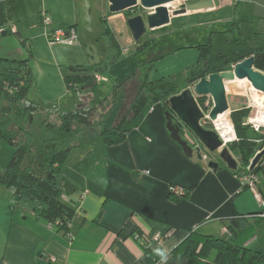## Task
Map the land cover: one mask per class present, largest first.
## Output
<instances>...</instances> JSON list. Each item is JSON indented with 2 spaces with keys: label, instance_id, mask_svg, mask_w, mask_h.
Wrapping results in <instances>:
<instances>
[{
  "label": "crops",
  "instance_id": "0c3cea01",
  "mask_svg": "<svg viewBox=\"0 0 264 264\" xmlns=\"http://www.w3.org/2000/svg\"><path fill=\"white\" fill-rule=\"evenodd\" d=\"M72 1L42 0L38 12L51 17L52 28L73 26L77 31L78 18L69 13ZM213 1L212 8L171 17L168 25L155 30L169 27L177 30L196 23L206 25V20L218 12L225 13L215 17L218 25H228L227 28L232 18L264 22V0ZM102 4L105 8L108 0H102ZM112 14L122 18L128 28L121 13ZM244 28L253 29L254 24L246 23ZM16 32L20 41H26L32 55L30 100L59 113L78 106L83 92L68 90L64 77L71 74L73 67L90 65L93 44L80 41L78 35L75 44L52 43L43 28L24 34ZM207 33L208 29L204 28L198 41H204ZM184 36L188 43L177 42L166 56L188 53L191 57L187 63H190L197 59V51L175 48L200 42H194L195 35ZM104 46L105 57V42ZM263 52L254 56V62ZM149 77H158L156 68ZM244 83L248 81L245 79ZM164 111L158 103L143 109L121 144L104 147L98 141L91 145L83 139L85 144L81 140L70 152L62 167L67 177L62 201L74 209L68 228L70 239L65 237L66 231L49 227L42 219L25 215L18 208L11 210L12 193L0 185V264H142L165 255L169 258L166 264H186L185 259H170L169 254L196 226L207 234L227 239L229 233L221 219L235 216L251 219L249 215L258 211L257 205L247 192H239L240 184L232 171L220 162L216 169L210 168V160L199 154L201 145L199 151L186 156L166 129ZM106 117L104 126L112 116ZM185 133L186 130L184 136ZM91 134L97 137V133ZM170 185L184 187L187 197L173 201L169 197ZM166 230L169 233L160 243L151 242L149 253L135 238L137 232ZM253 242L249 239L245 245L254 247Z\"/></svg>",
  "mask_w": 264,
  "mask_h": 264
},
{
  "label": "trees",
  "instance_id": "16d2710c",
  "mask_svg": "<svg viewBox=\"0 0 264 264\" xmlns=\"http://www.w3.org/2000/svg\"><path fill=\"white\" fill-rule=\"evenodd\" d=\"M20 1L8 0L0 3V36L7 32L8 22L12 17L21 12L23 5ZM39 23L43 26L40 15ZM246 23H253L254 28L245 29ZM103 40L107 47L105 59L96 65L71 68V74L64 77L68 90L77 88L78 91L94 93L98 82L96 76L104 77L102 73L107 72L109 66L121 56L123 50L113 32L106 29ZM154 41L155 38H142L137 42L134 53L142 51ZM20 44L26 50L25 58L0 57L1 98L6 100L8 92L12 95L11 99L6 100L5 105L0 102V141L6 142L14 149L8 164L0 170V185L5 186L12 193L11 210L18 208L25 215L52 223L56 229L65 232L74 216V209L62 201L63 183L67 178L62 172V167L70 152L78 146L77 138L82 131V126L88 124L92 107L79 105L70 111L58 113V124L49 122L46 115L42 116L41 111L48 116L54 111L42 110L39 105L30 100L33 79L29 61L32 55L25 40L22 39ZM181 49H194L198 53L196 61L183 69L186 80L189 82L206 77L210 73L228 70L233 63L264 51V22L259 19L232 18L227 29L208 31L204 42L196 45H180L175 48V50ZM166 55L167 53L159 54L140 63L131 73L134 80L138 81L139 93L123 111L118 123L110 127L102 126L98 137L103 145L121 144L131 123L143 109L153 107L157 103L162 105L170 95L175 93V84L169 76L148 80V73L154 68L155 62ZM123 80L117 82L110 96L105 98V100L110 98L111 107L123 94L122 91L116 92V88L123 85ZM238 88L240 87L233 86L234 90ZM105 100L97 102L104 103ZM163 108L166 109L165 106ZM247 115L248 111L244 108L230 112V121L237 140L232 141L229 146L231 151H238V159L244 166L243 169L246 168L249 157L258 147L255 142L246 138L250 129L244 123ZM184 130L181 126L182 137ZM40 151L48 152L49 157H40L38 154ZM27 161L29 162L25 163ZM35 169H38V173ZM262 170L263 168L256 166L249 171L256 172L260 176L263 174ZM231 171L235 174L238 169ZM242 190L245 188L242 187L240 191ZM187 194L186 191L183 196L177 197L169 192V197L173 201H179L186 198ZM262 194L264 198V192ZM263 213L264 207L251 213L249 215L251 219L245 216L221 219L229 233L227 239L207 234L196 226L171 251L170 259H185L186 264H264V250H256L245 245L250 239L247 235L252 231L256 221L264 219V216L260 215ZM169 230L161 232L162 235L166 236ZM137 233L140 234V232ZM144 247L149 253L150 246Z\"/></svg>",
  "mask_w": 264,
  "mask_h": 264
},
{
  "label": "rangeland",
  "instance_id": "374dc122",
  "mask_svg": "<svg viewBox=\"0 0 264 264\" xmlns=\"http://www.w3.org/2000/svg\"><path fill=\"white\" fill-rule=\"evenodd\" d=\"M20 2L23 5V7L21 8L22 9L21 12H18L19 14L17 16L12 17V19L8 22L7 32L4 35L0 36V57L23 59L27 56L26 50L20 44V39H19L18 34L11 32L10 30L11 27L14 29V31H19L22 34H24L25 31H28V30H36V29L43 28V26L39 24V14L41 13V11L38 12V9L42 8V5H43L42 0H21ZM188 2H194V0H185L184 2L183 1L178 2V0H176L170 3L168 7L171 10L178 9L184 6ZM102 6H103L102 0H74L72 1V6L69 7V13L70 14L73 13L75 15V18H78V20L76 21V24H77L76 34L78 35L80 41L81 39L82 40L84 39V40H87L88 42H91V44H93V49H92L93 56L91 55V57H89L90 65H96L105 59L104 57L105 46H104V40H103V33L105 32L106 29L113 32L118 37L121 43V46H122L121 49L123 50V48H125L121 56L118 57V60L116 62H113L109 66L108 71L102 73L104 75L103 78H106V80H98V82L96 83L95 90L93 93L94 99L92 98V93L82 91L83 96L81 98L79 105H86L92 108H91L90 115L87 121L88 124L82 126V131L80 132L77 138V144L81 143V140L83 141V139H87L88 141H90L91 145L92 144L94 145L95 143L97 144L99 142L103 146V144L99 140L98 133L102 129V126H104L103 120H105V117L112 116V117H109L110 121H108L105 124V126H112L115 123H118L123 111L127 109L128 104L133 100L135 95L139 93L138 92V86H139L138 81L134 80V77L133 75H131V73L137 68V66L140 63L153 58V56L167 53L168 51H170V49L172 50V48L175 47L177 42L180 44H183L182 42H184V44L188 43L187 41L188 38L186 39L184 35H188V34L195 35L196 41L194 42L202 43L204 42L203 40H201L202 42L198 40H199V35L204 28H207L208 31L209 30H224V29H227V26H228V25L222 26V24L220 23H219L220 25H218L215 17L224 16L225 14V13L218 12L216 16H210V19L206 20L207 21L206 25L201 26L196 23V25L191 26V27H188L187 25L184 27H178L177 30H170L171 29L170 27L164 28L163 30H146L145 35L142 38L143 39L144 38L154 39L155 36H157L155 41L147 45L146 47H144L142 51L138 53H134L137 43L134 44L132 35L130 34V31L128 30L129 28H127L126 25L123 23V19L117 15L113 16V14L108 9V5L105 8H103ZM229 8L233 9V7H229ZM148 11L149 10H146L140 6H137L132 9H128L126 11L121 12L122 14L121 16L124 19H126V21L128 18L134 15H141L144 18L145 14ZM176 17H179V16H176ZM180 35L182 36V38L180 37ZM178 38L181 40L177 41ZM189 39H191V36ZM188 57H191L188 53L179 54L177 56L169 55L155 62L154 68H156L158 71L157 78L169 76L172 82L175 84V93L173 94H178L184 88L189 87V84L192 82V81L189 82L186 80L183 69L193 64L196 60L190 63H187V60L189 59ZM255 58H256L254 62L255 68H257V70L258 68H260L261 72L264 71V52L263 54L261 55L259 54V56ZM25 69H26V66H25ZM150 72L148 73V80L151 81V80L157 79L154 77H149ZM127 76L129 77L126 78ZM121 80H123V85L121 87L119 86L118 88H116L117 89L116 92L118 93L122 91L123 94L117 100L116 104H114V106L111 107L112 103L110 101V98L107 100H105V98H108L110 96L113 90V86ZM244 80L245 79L235 78L227 82L226 84L227 101H228L230 112L234 109L244 108V109H247L248 115H250L254 112V110H252V107L250 106V104H252V100L254 99V97H251V94H249L248 90L249 89L254 90V89L248 83H244ZM230 85H231V88H230ZM233 86H237L240 88H238L237 90H234ZM4 89L5 88H3V90ZM254 91L260 96L259 91L258 92L256 90ZM76 93L77 92L74 91V94ZM1 97H2V94H0V102L1 104L5 105L7 103L6 100L11 99L12 95L11 93L8 92V97L6 100H2ZM95 100L96 101L105 100V101L104 103L103 102L98 103ZM210 100L211 99H209V101ZM206 101L207 99L206 97H204L202 98V100H198V104L201 110L203 111V114L207 116L212 106L211 105L212 100L210 101V103L209 102L207 103L206 107H202L203 103ZM162 105L163 107L165 106V104H162ZM41 108L42 110L46 109L43 107ZM230 112L228 113V117H230ZM58 113L59 112L54 111L50 116H48V114H44V112L41 111V115L42 116L46 115L48 121L49 122L51 121V123H54V124L59 123L57 119ZM173 122L176 123L175 120ZM201 123L203 124L205 128L216 131V128L212 123H209L207 121H203ZM249 128L250 129L246 134V138L248 140H252L253 142H255L256 145H258L255 152L252 153L248 159L250 163L251 158L254 156L255 153H257V151L261 147L260 142H258V139L260 138L261 133L259 131L253 130L250 126ZM93 132L97 133V137L96 135H94L93 137V135L91 134ZM185 135H186V139H188L187 142H189L193 151L194 152L195 150L197 151L199 148L195 147L196 146L195 144L196 143L198 144L196 139L192 136V134L188 130H186ZM230 143L228 145L226 144L225 145L228 147L231 154L235 156V159L238 162L237 168L241 169L244 166H242V164L239 162L238 151L237 150L231 151V148L229 146ZM83 144H85L84 141H83ZM199 150H200L199 154L201 155L203 159L208 158V160L217 161L216 160L217 157H215L212 153L207 151L202 145ZM13 151L14 149L10 145H8L4 141H0V170L6 167V165L8 164L13 154ZM38 154L42 158L49 157V153L46 151H40ZM28 162L29 161L25 163H28ZM249 163L247 167L249 166ZM35 170H36L35 172L38 173V169H35ZM259 177L260 179H259L258 186L261 192L263 193L264 192V174L262 175L260 174ZM244 192H247L252 202L253 201L255 202V204L257 205V210L261 209V207H259L255 199L254 194L250 191V189L246 188ZM247 236H249L250 239H253L254 242L252 243V246H254L253 247L254 249L260 250V251L264 250V219L260 221H256V223L253 226L252 231Z\"/></svg>",
  "mask_w": 264,
  "mask_h": 264
},
{
  "label": "water",
  "instance_id": "95a60500",
  "mask_svg": "<svg viewBox=\"0 0 264 264\" xmlns=\"http://www.w3.org/2000/svg\"><path fill=\"white\" fill-rule=\"evenodd\" d=\"M174 1L176 0H108V9L111 13H121L137 6L152 10L147 12L144 18L141 15H134L126 21L132 39L137 43L145 35L146 30L163 28L170 23L171 17L214 6L213 0H196L171 10L168 5ZM230 68L218 73H210L206 77L192 81L189 87L184 88L178 94L170 95L164 102L167 107L164 112L165 126L171 139L181 147L186 156H192L191 146L180 135L181 126L188 130L200 145L217 157L218 161L210 160L208 163L212 169H216L219 162L229 170L237 169V160L228 147L223 145L218 133L205 128L201 123L204 120L214 123L228 118L230 111L227 101V82L235 78L246 79L254 89L264 92V73L254 68L253 55L233 63ZM206 96L212 100V106L207 116L203 114L198 104V100ZM174 118L177 119L176 123L173 122ZM263 154L264 147L251 158L250 170L254 168ZM262 172L264 174V168Z\"/></svg>",
  "mask_w": 264,
  "mask_h": 264
},
{
  "label": "built area",
  "instance_id": "2783aa9c",
  "mask_svg": "<svg viewBox=\"0 0 264 264\" xmlns=\"http://www.w3.org/2000/svg\"><path fill=\"white\" fill-rule=\"evenodd\" d=\"M6 1L8 0H0V3L6 2ZM39 15L41 18V23L43 25V28L45 29L47 40L49 42L66 43V44L77 43L78 37L75 31V28L73 26L52 28L51 27V24H52L51 17L46 12H43V11ZM10 30L12 32H16L14 31L12 27ZM0 33H1V30H0ZM96 79L106 80V78H103L101 76H96ZM248 92L249 94H251V97H254V98L257 97V101L254 102V99L252 100V104H250V106L252 107V110H254V112L245 118L244 123L250 126L253 130L259 131L261 133L260 138L258 139V142L262 143L260 149L258 150L260 151L264 147V120L262 119L264 118V99L260 98V96L257 93H255V91L252 89H249ZM206 99L207 101L203 103L202 107H206L207 103L208 102L210 103L211 101V100L209 101V99H211L209 96H206ZM211 105H212V102H211ZM228 122L231 127V135L228 139H224L219 134L217 130L216 122L212 123L215 126L216 131L219 135V138L222 140L223 145L225 144L228 145L230 142L237 140L233 125L230 121V117H228ZM195 145H196L195 146L196 148L199 147V144L196 143ZM256 166L258 168H264V154L260 157V159L258 160L257 164L254 167ZM237 169L238 171L234 174V176L239 181V184H240L239 191L241 190L242 187H244L245 189L246 188L250 189V191L254 194L259 207L263 208L264 198L258 186L259 179H260L259 175L256 172L249 171L250 170L249 166L248 167L246 166L245 169H243V167L241 169L240 168H237ZM168 191L171 193V195H174L177 197H181L186 193L185 188L182 186H178V185H170L168 187ZM260 215L264 216V213ZM47 225L49 227H54V224L52 223H47ZM140 234L136 233L135 238L138 239L142 243L143 246H150L151 242L160 243L161 239L163 238L162 233L159 231H154V232L146 233V234L140 233ZM64 235L66 238L70 239V233L68 232V230L64 233ZM167 258H168L167 255H165V256L157 258L156 260H153L150 263H142V264H166ZM51 260H54V259L52 258Z\"/></svg>",
  "mask_w": 264,
  "mask_h": 264
},
{
  "label": "bare ground",
  "instance_id": "6f19581e",
  "mask_svg": "<svg viewBox=\"0 0 264 264\" xmlns=\"http://www.w3.org/2000/svg\"><path fill=\"white\" fill-rule=\"evenodd\" d=\"M180 1H185V0H178V2H180ZM170 5V4H169ZM168 5V6H169ZM172 5V4H171ZM249 83V82H248ZM249 85H250V83H249ZM251 86V85H250ZM252 87V86H251ZM253 88V87H252ZM254 89V88H253ZM254 90H256V89H254ZM256 91H258V90H256ZM260 92V98H263L264 99V92H261V91H259ZM255 101H257V99L256 98H254V102ZM259 103H261V102H259ZM263 120H264V118H262ZM216 126H217V130H218V132H219V134L224 138V139H228L229 137H230V135H231V127H230V124H229V122H228V118L226 117V118H223V119H221V120H219V121H216Z\"/></svg>",
  "mask_w": 264,
  "mask_h": 264
},
{
  "label": "flooded vegetation",
  "instance_id": "af4514ba",
  "mask_svg": "<svg viewBox=\"0 0 264 264\" xmlns=\"http://www.w3.org/2000/svg\"><path fill=\"white\" fill-rule=\"evenodd\" d=\"M174 120H175V122H177V119L174 118L173 121H174ZM183 138H184L185 140H188V139H186V135H185V136L183 135ZM188 144H189V142H188ZM189 145H190V144H189ZM190 146H191V145H190ZM216 160L218 161V159H216Z\"/></svg>",
  "mask_w": 264,
  "mask_h": 264
},
{
  "label": "clouds",
  "instance_id": "9594fccd",
  "mask_svg": "<svg viewBox=\"0 0 264 264\" xmlns=\"http://www.w3.org/2000/svg\"><path fill=\"white\" fill-rule=\"evenodd\" d=\"M194 1H195V0H194ZM209 123H210V122H209ZM198 144H199V143H198ZM199 147H200V144H199ZM199 147H198V148H199ZM191 148H192V147H191ZM192 150H193V149H192ZM237 165H238V162H237Z\"/></svg>",
  "mask_w": 264,
  "mask_h": 264
}]
</instances>
